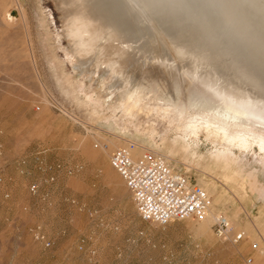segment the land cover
<instances>
[{"label":"rangeland","instance_id":"rangeland-1","mask_svg":"<svg viewBox=\"0 0 264 264\" xmlns=\"http://www.w3.org/2000/svg\"><path fill=\"white\" fill-rule=\"evenodd\" d=\"M62 21L56 0H0V264H264V156L235 150L229 162L204 136L187 139L196 157L183 155L149 108L128 116L99 80L72 90V66L57 65ZM129 143L176 163L211 212L142 220L110 164ZM220 214L231 224L224 239L213 230Z\"/></svg>","mask_w":264,"mask_h":264},{"label":"bare ground","instance_id":"bare-ground-1","mask_svg":"<svg viewBox=\"0 0 264 264\" xmlns=\"http://www.w3.org/2000/svg\"><path fill=\"white\" fill-rule=\"evenodd\" d=\"M56 2L68 43L57 65L72 66V90L99 80L128 116L149 108L183 155L204 136L226 161L264 156V0Z\"/></svg>","mask_w":264,"mask_h":264},{"label":"built area","instance_id":"built-area-1","mask_svg":"<svg viewBox=\"0 0 264 264\" xmlns=\"http://www.w3.org/2000/svg\"><path fill=\"white\" fill-rule=\"evenodd\" d=\"M135 149L133 143L116 149L110 155V164L126 184L142 220L166 226L175 221L203 219L211 212L207 192L176 163L151 151L136 154ZM32 192H36L34 188ZM213 230L221 239L229 235L224 215L214 217ZM257 247L253 245V249Z\"/></svg>","mask_w":264,"mask_h":264}]
</instances>
